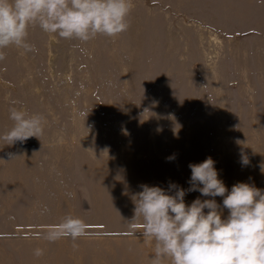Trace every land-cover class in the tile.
I'll list each match as a JSON object with an SVG mask.
<instances>
[{"label":"rangeland","instance_id":"1","mask_svg":"<svg viewBox=\"0 0 264 264\" xmlns=\"http://www.w3.org/2000/svg\"><path fill=\"white\" fill-rule=\"evenodd\" d=\"M132 5L118 36L81 42L37 25L35 51L3 50L0 137L13 107L44 126L22 143L0 139V264H151L155 242L129 222L132 195L188 189L189 164L209 157L229 191L264 190V0ZM198 197L212 199L192 191L186 205ZM68 215L87 235L46 239Z\"/></svg>","mask_w":264,"mask_h":264},{"label":"clouds","instance_id":"2","mask_svg":"<svg viewBox=\"0 0 264 264\" xmlns=\"http://www.w3.org/2000/svg\"><path fill=\"white\" fill-rule=\"evenodd\" d=\"M132 7V0H0V59L3 50L13 46L35 51L28 35L30 27L37 25L45 33L81 42L97 35L118 36L129 27ZM9 119L12 127L0 137L5 145L43 134L40 114L13 107ZM242 163H249L247 156ZM189 168L188 189L170 184L166 191L145 184L131 197L134 216L130 224L140 220L142 236L155 242L151 264L165 260L170 264H264V190L238 182L229 191L211 157L190 163ZM260 170L264 173V163ZM192 191L212 199L198 197L186 205L184 197ZM217 196L223 197L222 206L214 199ZM223 209L228 210L226 218H222ZM87 228L81 219L68 215L48 231L46 239L76 240L87 235Z\"/></svg>","mask_w":264,"mask_h":264}]
</instances>
